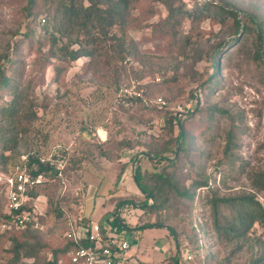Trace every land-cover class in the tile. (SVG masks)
<instances>
[{"label":"rangeland","instance_id":"1","mask_svg":"<svg viewBox=\"0 0 264 264\" xmlns=\"http://www.w3.org/2000/svg\"><path fill=\"white\" fill-rule=\"evenodd\" d=\"M183 1L191 6L194 0ZM213 1L224 5V0ZM226 1L239 17L264 11V0ZM25 4V0H0V60L9 51L23 70L26 104L36 118L26 132L19 131L18 145L10 144L4 153L7 165L2 164L0 169L11 172L29 151L45 157L56 150L68 159L61 177L48 176L37 189L40 196L34 202L46 218L34 232L50 246L56 245L64 220L67 218V222L76 213L112 230L118 223L112 209L127 199L132 206L119 205L118 212L122 210L121 230L133 245L128 251L133 258L138 256L148 264H172L168 259L162 261L168 256L163 251L170 239L166 229L139 228L159 220L176 230L178 246L174 243L173 254L186 257L180 260L178 256L182 264H254L258 259L256 264H264V225L255 222L238 234L227 232L232 212L221 207L220 230L215 232L206 198L214 194L223 198L250 194L264 205V40L248 37L225 66L219 53L221 83L211 91L205 90L214 78L210 49L217 46L216 52L229 51L238 41H232L229 21L223 26L204 20L197 32V27H192L196 33L193 41L179 51L172 47V37L163 26L167 8L159 0H137L125 27L138 52L136 56L132 51L125 57L127 63L112 61L110 66L80 57L69 61L59 74L48 65L42 77L37 67L39 43L23 40L30 23L34 32L42 35L43 18L47 21V17L40 11L32 21ZM189 30L190 19L185 17L178 26V36ZM41 49L46 51L47 46ZM124 83L134 84L147 98H160L165 103L153 104L151 110L132 102L122 103L117 99V89ZM191 92L197 94L196 99L191 98ZM10 99V91L5 92L0 104ZM212 105L225 109L227 115L207 112ZM187 110L192 115L185 118V126L193 137L182 167L174 173L180 185L201 178L208 180L209 187L197 189L192 203L171 195L161 209L140 210L145 195L133 180L135 165L148 171L164 166L147 158L154 156L147 150L158 151L169 141L168 113L186 116ZM2 198L0 191V209ZM152 202L150 199L148 204ZM55 203L65 212L56 215ZM9 245L8 240L0 243V264H6L11 256ZM145 247L148 254L144 256ZM22 262L30 264L29 260ZM57 264L68 262L61 258Z\"/></svg>","mask_w":264,"mask_h":264},{"label":"trees","instance_id":"2","mask_svg":"<svg viewBox=\"0 0 264 264\" xmlns=\"http://www.w3.org/2000/svg\"><path fill=\"white\" fill-rule=\"evenodd\" d=\"M137 0H25V11L27 16L32 17V21L36 18L40 11L45 14L43 18L42 35L36 34L29 24L28 32L25 33L23 43L33 42V39L39 43L36 49L38 55L37 67H40L42 77L45 68L50 65L54 74H59L61 70L66 68L68 62L76 61L80 57H88L96 65L101 62L105 66H110L112 61H123L127 63L125 57L127 53L133 51L136 56L138 54L136 47L126 34L127 18L130 16V10ZM167 8V16L162 20L164 28L172 37V47L180 51L188 47L193 41V28L209 19L214 23H220L223 26L229 21L228 30L234 35L232 41L236 44L230 47V50L215 51L210 49L209 57L213 64L214 75L213 80L205 85V90L211 91L215 86L221 83L220 75V58L225 60L222 65H226L231 56L238 52L244 46V43L250 36H254L256 41L264 40V11L256 13H245V17H239L238 12L231 8V4L224 0V5L218 4L213 0L198 2L194 0L191 6H188L183 0H159ZM261 1V0H260ZM188 17L191 23V30L180 36L177 32L178 26ZM227 19V20H225ZM46 22V23H45ZM45 23V24H44ZM36 34V36H35ZM198 35V34H197ZM199 36H197L198 38ZM28 43V44H29ZM222 43V42H220ZM220 45V44H219ZM257 46V43L255 44ZM31 46V45H30ZM47 46V50L41 48ZM228 49V48H227ZM112 53V54H111ZM195 54L198 52L195 51ZM257 56V54H256ZM11 70V73L8 72ZM23 70L16 65V60L8 51L3 54L0 60V98L3 93L9 92L11 99L9 102L0 104V138L3 143L0 144V166L7 165V154L5 151L10 149V144L17 146V134L19 131L26 132L28 126L36 118V113L32 112L26 104L27 93L26 87L22 85ZM135 77V75H134ZM139 78V74L136 76ZM56 81L55 78H53ZM129 84V83H124ZM117 88V87H116ZM115 88V89H116ZM200 92V90H199ZM147 94V91L146 93ZM144 95V93H143ZM145 96V95H144ZM197 94L191 92V98L196 99ZM134 104H139L144 109L151 110L149 106H145L139 98L133 97L129 100ZM198 107L197 104L195 108ZM217 111L221 115H227L225 109H219L216 106H210L206 111ZM166 117V125L171 136L166 146L158 151L148 149V152L154 153V156H147L156 163L164 166L156 171H148L142 169L138 164L135 165L133 180L136 187L145 195L140 206V210L153 211L161 209L167 205L168 197L171 195L183 199L186 203H192L196 196V191L200 187H209L207 179L193 178L189 185L182 182L178 183L179 178L175 176L179 168L182 167L181 161L186 155V150L192 141L193 134L189 133L185 126V118L192 115L187 110V115H177L176 112H169ZM211 115V114H210ZM176 134L174 135V132ZM13 135V138L11 137ZM230 138V136H229ZM230 140V139H229ZM41 154L39 152L29 151L26 158V165L33 174L43 173L44 175L54 177L55 173L52 168L40 162ZM68 160L65 158V162ZM66 164V163H65ZM172 168V169H170ZM66 166L64 168V173ZM6 169H0V173H9ZM262 183H264V175H261ZM259 184V183H258ZM44 184L36 186L28 191L30 198L36 201L39 198L38 190ZM262 185V184H261ZM4 204L0 209V224L8 222L10 215L5 212V196L2 192ZM212 211L213 229L219 232L220 224V208L226 207L232 212L231 219L228 221L225 230L234 234L240 233L241 229L249 228L253 223L257 222L264 225V205L253 195H237L232 198L217 197L215 194L206 197ZM152 199V204H148ZM59 203V202H58ZM54 204L56 215L63 213V208L59 204ZM132 206L130 200H121L118 206L112 209L113 214H117L119 205ZM39 222L42 225L46 215L39 210ZM65 212V211H64ZM79 213L72 216V219L78 220ZM67 219V218H66ZM64 220L60 233V242L50 246L36 232L29 227L15 228L10 226L8 229L0 233V243L8 240L9 248L7 252L11 255L6 264L22 263V259L29 260L30 264H57L62 258H66L68 264H76L70 260V252L80 246H87V241L74 242L67 239L65 231L67 222ZM85 223L90 221L89 218L83 220ZM121 224L118 222L114 228L121 231ZM147 227H164L167 229L173 242L177 248L176 230L173 226L165 225L159 220L149 222L140 228ZM173 249L163 261L169 260L172 264H182L180 260H185L183 254H173ZM180 260H179V258ZM190 258V257H189ZM168 259V260H167ZM188 259V257H187ZM259 262V259L254 264Z\"/></svg>","mask_w":264,"mask_h":264},{"label":"built area","instance_id":"3","mask_svg":"<svg viewBox=\"0 0 264 264\" xmlns=\"http://www.w3.org/2000/svg\"><path fill=\"white\" fill-rule=\"evenodd\" d=\"M139 98L145 106L164 104L160 98L152 99L143 95V90L134 84L120 85L117 89V99L129 103L130 99ZM40 162L49 165L56 177H61L65 165L64 155L54 150L48 156L40 157ZM48 176L43 173L33 174L26 165L24 157L21 164H16L9 173H0V191L5 196V212L10 215L8 222L0 224V233L10 226L15 228L29 227L39 230V210L30 198L28 191L46 182ZM84 214H79L78 220L68 219L65 236L74 242L87 241V246H80L70 252V260L76 264H134L128 251L131 243L116 228L112 230L95 221L84 222Z\"/></svg>","mask_w":264,"mask_h":264},{"label":"crops","instance_id":"4","mask_svg":"<svg viewBox=\"0 0 264 264\" xmlns=\"http://www.w3.org/2000/svg\"><path fill=\"white\" fill-rule=\"evenodd\" d=\"M122 212V210H119V212L117 213V215L119 214L120 215V213ZM84 216L87 218V216L84 214ZM121 219V218H120ZM91 220V219H90ZM140 228V227H139ZM164 228V227H163ZM166 229V228H165ZM166 231H167V229H166ZM121 232H122V230H121ZM167 233H168V231H167ZM167 236H169L170 237V239H168L169 241H168V245L166 244L165 246V248H166V250H163L164 252H165V254H169V252H171V250L173 249V242H172V239H171V236L169 235V233L167 234ZM133 246V245H132ZM132 246H131V248L130 249H132ZM159 249H160V247H158ZM144 251V256L146 255V254H148V252H147V248L145 247V249H143ZM131 259L133 260V263L134 264H148L146 261H144V260H142V259H140L138 256H137V259L136 258H133V257H131ZM165 259V258H164ZM163 259V260H164ZM162 260V261H163ZM161 264H162V262H161Z\"/></svg>","mask_w":264,"mask_h":264},{"label":"water","instance_id":"5","mask_svg":"<svg viewBox=\"0 0 264 264\" xmlns=\"http://www.w3.org/2000/svg\"><path fill=\"white\" fill-rule=\"evenodd\" d=\"M117 220L121 224V219H120V215L119 214L117 215Z\"/></svg>","mask_w":264,"mask_h":264}]
</instances>
